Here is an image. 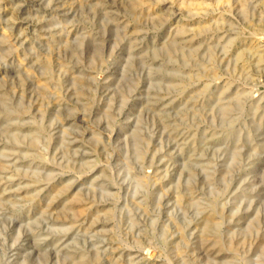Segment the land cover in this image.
Here are the masks:
<instances>
[{
    "label": "clouds",
    "instance_id": "obj_1",
    "mask_svg": "<svg viewBox=\"0 0 264 264\" xmlns=\"http://www.w3.org/2000/svg\"><path fill=\"white\" fill-rule=\"evenodd\" d=\"M79 3L78 9L57 12V0H0V94L9 105V110L0 111V117H16L6 119L0 128V144L6 145L0 148V264H38L45 253L48 264H84L87 260L80 245L73 246L68 239L75 225L63 232L54 230L51 224L56 214L36 202L51 203L52 183L78 182L85 175L90 177L85 181L89 192L97 190L95 169L78 168L76 163L83 153L75 145L89 130L96 147L102 146L106 161L97 162L96 167H104L110 174L101 179L123 183L119 177L138 171L134 195L142 197L141 205L156 187L150 172L156 157H162L160 163L167 165L156 173L160 181L168 180L173 167L181 173L177 182L157 193L154 209L160 211L168 193L174 191L179 198L168 207L169 223L176 226L177 234L187 233L176 249L180 264H264V125L251 132L244 123L242 98H225L231 88V73L229 82L221 85L223 95L217 97L220 88L209 90L206 98L196 95L173 108L184 91L198 86L199 77L194 79L184 72L189 67L187 58L183 63L172 59L185 50L175 51L169 40L174 25L217 13L221 30L227 15L231 30L247 32L232 14L236 6L237 16L245 24L264 30V0H199L202 12L192 10L193 0H127L131 10L126 7L123 14L108 10L107 0ZM145 8L149 14L137 23ZM98 9L103 10L99 17ZM257 16L259 24H254ZM124 21L137 23L138 52L121 48L130 39ZM110 25L116 27L110 29ZM54 31L71 39L59 44L53 41L46 48L41 45L47 54L37 55L40 32ZM67 50L72 52L71 59ZM56 54L61 59L58 70L52 61ZM70 69L77 70V75L65 88L62 80ZM217 79L225 77H215L212 83ZM34 80L43 83L34 87L36 101L26 102L24 90L27 82ZM9 82L10 93L6 92ZM17 86L21 89L19 97ZM255 93L253 87L247 96ZM163 99L168 103L157 112L155 105ZM36 102L43 107L33 114ZM49 104L58 105L51 114ZM198 124L212 133L211 142L205 136L200 147L192 149L187 133L195 131ZM13 127L35 130L10 131ZM21 160L29 161L27 167L17 166ZM200 183L202 195L185 203ZM206 213L209 219L200 227ZM151 234L148 246L153 253L158 247L167 252L172 235L169 226L166 224L163 235L157 237L153 223ZM201 244L203 254L199 255ZM215 249L229 255L220 256ZM163 259L172 264L168 255Z\"/></svg>",
    "mask_w": 264,
    "mask_h": 264
},
{
    "label": "rangeland",
    "instance_id": "obj_2",
    "mask_svg": "<svg viewBox=\"0 0 264 264\" xmlns=\"http://www.w3.org/2000/svg\"><path fill=\"white\" fill-rule=\"evenodd\" d=\"M235 3V0H233ZM108 10H119L123 14L124 9L130 6L127 0H107ZM57 12H64L68 8H80L79 0H57L54 6ZM22 9V12L26 10ZM203 6L199 0H193L192 10L194 12H202ZM223 11V9H221ZM238 6L232 9L233 16L240 20L243 28L248 31L244 32L231 30L228 23L231 17L225 15L226 21L222 30L217 26L219 13L208 16H197L187 22L179 23L173 26L169 32V40L172 42L173 49L185 51L179 56H173L172 59H179L183 63L187 58L189 67L184 69L187 75L194 79L199 77L198 86L184 91L172 105L173 108L182 102H187L193 96L200 95L206 98L209 90L214 91L220 88L217 97L224 94V89L221 85L229 82V74L231 77V88L226 94V99L231 101L234 97L240 96L244 104L245 121L248 129L255 133L257 129L264 125V30H253L249 25L245 24L241 17L237 16ZM103 14L102 9L97 10V16ZM149 14V9H143V16H141L137 23H142L143 18ZM139 16V13H136ZM123 19V15H121ZM128 25V35L130 39L125 40L121 44V48H127L128 51L135 49L139 51L138 35L139 29L137 23L131 21H124ZM254 24H259V18L253 21ZM123 26V25H121ZM83 27V26H82ZM110 29H114L115 25H110ZM76 30L72 32L74 37ZM65 39L71 37L60 36L58 31L54 32H40L37 37V55L46 56V52L41 48V45L46 48L53 41L59 44ZM112 42H116L115 36L112 37ZM87 44V41H85ZM142 43V42H140ZM66 55L71 59L72 52L67 50ZM54 70H58L61 64L60 55L56 54L52 57ZM211 61V62H209ZM19 63V60L17 61ZM168 67L167 65L165 66ZM39 75V73H37ZM77 75V70L70 69L68 75L62 80V85L67 88L72 79ZM215 77H225V79H217L212 83ZM105 79L107 75L105 74ZM167 82V78H165ZM43 81L34 80L27 82V87L24 90L26 102L36 101L37 97L33 96L34 87H39ZM53 87V85H49ZM253 87L256 88V93L252 97H248L247 93L251 92ZM11 82H9L6 92H11ZM16 95H21V89L17 86ZM39 93H37V96ZM4 94H0V111L9 110L8 101L3 98ZM71 96V93H69ZM67 99V97H66ZM168 100L163 99L155 105V110L160 112L167 105ZM43 105L39 102L33 104V114L40 111ZM58 107L56 104H49L48 113L51 114ZM166 115V114H165ZM15 119L16 117H0V128H2L6 119ZM26 119L27 117H22ZM87 123V122H85ZM158 122V127H159ZM35 129L29 127L11 128L10 131H20L26 133L34 131ZM191 138L192 143L190 148H199L205 136L209 137L211 142L212 133L203 124H198L196 130L187 133ZM92 136L91 130L79 137L75 147L82 149V155L77 157L76 163L78 168L95 169L93 173L97 178V190L89 192L85 181L90 177L85 175L78 182H54L49 186L53 193L51 196V203L37 201V205L44 208L50 207L52 212L56 214V219L52 222L51 227L54 230L61 232L66 231L70 225H75L73 231L68 233V239L73 246L79 244L87 254V260L84 264H167L163 259L164 255H168L172 259V264H180L179 253L176 249L187 233H178L174 224L169 223V205L174 206L175 201L179 199L175 192L168 193L165 199L161 202L159 212H155V198L157 193L163 192L171 183L179 180L181 175L175 167L169 172V178L165 181H160L156 177V173L165 168L166 164H161L162 157H156V166L150 172L155 179L156 187L150 189V195L147 203L141 205L142 197L135 196L140 179V173L133 172L131 176L119 177L123 183L112 184L109 180L101 179V176L110 175L106 168L96 167L97 162H105L104 155L101 154L102 146L96 147V143L90 139ZM110 139V138H109ZM86 141V143H85ZM6 145L0 144V148ZM56 148V140H52V151ZM91 153V154H90ZM184 150H181L183 155ZM173 165L175 163L174 155L171 156ZM189 158H191L189 156ZM29 161L21 160L17 165L19 167H27ZM36 163H39L37 161ZM51 168L50 165H44ZM175 177V180L173 179ZM77 183L81 185L77 188ZM203 184H197L192 189L190 196L185 199V203L191 201L192 198H199L202 195ZM3 187L0 186V191ZM115 194V198H113ZM7 199V197H5ZM75 212V217L72 213ZM227 214V212H225ZM209 219V214H205L202 218L200 227H203V221ZM155 224V232L157 237L163 235L164 226L167 224L172 233L171 239L167 241V252L163 248H159L153 253V249L148 246L149 240L152 238L151 228ZM143 233V235H141ZM159 240L157 244L159 245ZM143 245V248L139 247ZM191 251V248L189 249ZM199 255L203 254V245H199L197 249ZM218 255L227 257L228 252L220 249L214 250ZM44 259L38 264H48L47 254H43ZM199 255L196 259L199 260ZM175 256V258H173ZM79 259V256H77Z\"/></svg>",
    "mask_w": 264,
    "mask_h": 264
}]
</instances>
